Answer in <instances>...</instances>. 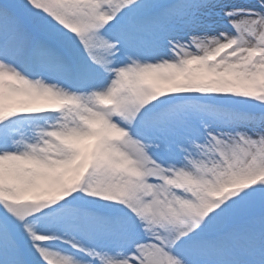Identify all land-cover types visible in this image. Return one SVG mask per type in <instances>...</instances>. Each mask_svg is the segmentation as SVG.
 <instances>
[{"label":"snow or ice","instance_id":"snow-or-ice-1","mask_svg":"<svg viewBox=\"0 0 264 264\" xmlns=\"http://www.w3.org/2000/svg\"><path fill=\"white\" fill-rule=\"evenodd\" d=\"M0 264H264V0H0Z\"/></svg>","mask_w":264,"mask_h":264}]
</instances>
